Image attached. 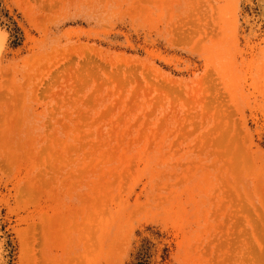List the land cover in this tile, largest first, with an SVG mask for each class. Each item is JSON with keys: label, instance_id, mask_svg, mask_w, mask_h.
Segmentation results:
<instances>
[{"label": "rangeland", "instance_id": "1", "mask_svg": "<svg viewBox=\"0 0 264 264\" xmlns=\"http://www.w3.org/2000/svg\"><path fill=\"white\" fill-rule=\"evenodd\" d=\"M0 264H264V0H0Z\"/></svg>", "mask_w": 264, "mask_h": 264}]
</instances>
